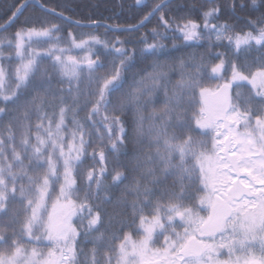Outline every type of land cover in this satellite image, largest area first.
<instances>
[{"label":"snow or ice","instance_id":"6c2138e0","mask_svg":"<svg viewBox=\"0 0 264 264\" xmlns=\"http://www.w3.org/2000/svg\"><path fill=\"white\" fill-rule=\"evenodd\" d=\"M0 264H264V0H0Z\"/></svg>","mask_w":264,"mask_h":264},{"label":"trees","instance_id":"16d2710c","mask_svg":"<svg viewBox=\"0 0 264 264\" xmlns=\"http://www.w3.org/2000/svg\"><path fill=\"white\" fill-rule=\"evenodd\" d=\"M192 3H198V0H192Z\"/></svg>","mask_w":264,"mask_h":264}]
</instances>
